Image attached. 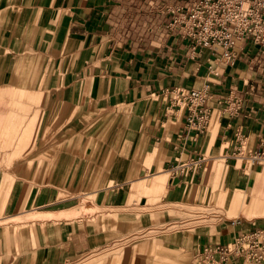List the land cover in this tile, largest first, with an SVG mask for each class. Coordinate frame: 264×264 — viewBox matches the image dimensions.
<instances>
[{"label":"crops","instance_id":"1","mask_svg":"<svg viewBox=\"0 0 264 264\" xmlns=\"http://www.w3.org/2000/svg\"><path fill=\"white\" fill-rule=\"evenodd\" d=\"M194 1L0 0V264H196L203 245L264 224L202 200L208 158L264 146V54L238 41L230 64L193 48L165 5ZM204 84L197 134L171 90ZM197 155L201 167L174 169ZM247 173L223 190L246 189Z\"/></svg>","mask_w":264,"mask_h":264},{"label":"built area","instance_id":"2","mask_svg":"<svg viewBox=\"0 0 264 264\" xmlns=\"http://www.w3.org/2000/svg\"><path fill=\"white\" fill-rule=\"evenodd\" d=\"M170 12L171 26L180 28V35L193 48L220 49V60L233 62V48L238 41H244L264 54V0H195L184 9L178 5H165ZM208 84L200 89L174 87L171 90L172 106L185 108V122L197 134L207 127L210 110L205 106L210 98ZM241 108V100L228 94L221 106L222 111L235 116ZM241 140L237 143L236 156L248 161L244 167L251 171L264 167V146L260 149L242 152ZM206 161L204 155H197L187 162L176 164L175 170L201 167ZM232 224L235 220L230 221ZM237 259L241 264H264V224L246 233L235 236L226 243L212 242L203 245L194 255L196 264H228Z\"/></svg>","mask_w":264,"mask_h":264},{"label":"rangeland","instance_id":"3","mask_svg":"<svg viewBox=\"0 0 264 264\" xmlns=\"http://www.w3.org/2000/svg\"><path fill=\"white\" fill-rule=\"evenodd\" d=\"M242 147V152L245 153L246 151H248V143L247 141H244L241 144ZM235 161L232 163H228L226 161H224L223 159L221 160H213L212 158H208L207 162L205 164V167L207 168L208 164L213 161L214 163V167L212 168L211 171L214 172L216 180L214 182V184L212 185V191L210 194H206L205 198H203L202 200H204V202H211V203H216L217 205L221 206L222 208H225V210H220L218 213L222 214V216L226 219H230V220H236L239 217H257V216H261L262 219L264 220V210H260L258 212H256L253 215L248 216L247 214H244L242 212L237 211V208H232L231 207V199L234 195L233 192L231 195H229V193L227 192L228 190H223L224 187H226V183H224L223 179L228 175L230 177V183H233V179H234V173L237 176H241L240 173L241 172H246V169L244 167L248 166V161H245L244 158L235 156ZM232 165V166H230ZM248 172V173H247ZM247 174L249 175L248 179H243V178H239V180H243L244 183H242L243 185H245L244 187L247 188L248 186L251 187L250 190H248V192L246 193V196L243 200V202H248L250 197L253 196L254 192L257 196L261 197L264 199V167L262 166H257L256 168L253 169V172L250 173V171H247ZM222 176V177H221ZM160 186V185H159ZM158 187V186H156ZM238 189H242L241 187ZM244 190V188H243ZM224 191V192H223ZM240 191V190H237ZM222 193H226L224 196H222ZM229 195V196H228ZM80 207H84L86 208V206H88V203H84L82 200H80ZM80 209V208H79ZM78 209V213H84L85 211H81ZM205 212H213L209 207H205ZM64 213H32L29 215L30 218H37V217H54V216H61ZM67 213H65L64 215H66Z\"/></svg>","mask_w":264,"mask_h":264},{"label":"bare ground","instance_id":"4","mask_svg":"<svg viewBox=\"0 0 264 264\" xmlns=\"http://www.w3.org/2000/svg\"><path fill=\"white\" fill-rule=\"evenodd\" d=\"M213 167H214V163H213V161H211L208 164L207 168H206V172L209 173L212 170ZM223 181H224V183L229 185L230 177L227 175L223 179ZM162 182H163V177L158 175V176L154 177V179L152 180L151 185H152V187H156V186L161 185ZM250 188L251 187H247L244 190L236 191L234 193L232 199H231V207L232 208H237L236 209L237 211L242 212L244 214H247L248 216L253 215V214H255L256 212H258L260 210H264V199L259 197V196H257L255 194V192H254L253 196L250 197L248 202H243V200H244V198L246 196V193L248 192V190H250ZM222 194H223L222 196H224L226 193H222ZM80 209H79L80 210L79 212L86 210L83 206L80 207Z\"/></svg>","mask_w":264,"mask_h":264}]
</instances>
